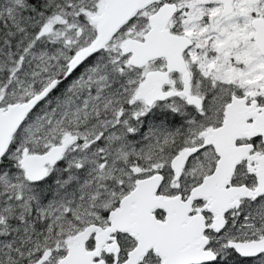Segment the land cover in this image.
I'll return each mask as SVG.
<instances>
[{
	"label": "snow or ice",
	"instance_id": "obj_1",
	"mask_svg": "<svg viewBox=\"0 0 264 264\" xmlns=\"http://www.w3.org/2000/svg\"><path fill=\"white\" fill-rule=\"evenodd\" d=\"M0 264H264V0H0Z\"/></svg>",
	"mask_w": 264,
	"mask_h": 264
}]
</instances>
